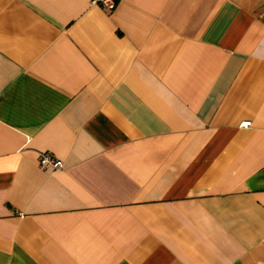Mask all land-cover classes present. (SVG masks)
Returning a JSON list of instances; mask_svg holds the SVG:
<instances>
[{
    "label": "crops",
    "instance_id": "0c3cea01",
    "mask_svg": "<svg viewBox=\"0 0 264 264\" xmlns=\"http://www.w3.org/2000/svg\"><path fill=\"white\" fill-rule=\"evenodd\" d=\"M0 264H264V0H0Z\"/></svg>",
    "mask_w": 264,
    "mask_h": 264
},
{
    "label": "built area",
    "instance_id": "2783aa9c",
    "mask_svg": "<svg viewBox=\"0 0 264 264\" xmlns=\"http://www.w3.org/2000/svg\"><path fill=\"white\" fill-rule=\"evenodd\" d=\"M93 4H100L104 9H113L116 0H91ZM250 124L249 120L243 122V126H248ZM38 162L40 166L51 167L52 169H59L63 166L62 160L54 158L47 152H41L38 157Z\"/></svg>",
    "mask_w": 264,
    "mask_h": 264
},
{
    "label": "bare ground",
    "instance_id": "6f19581e",
    "mask_svg": "<svg viewBox=\"0 0 264 264\" xmlns=\"http://www.w3.org/2000/svg\"><path fill=\"white\" fill-rule=\"evenodd\" d=\"M253 4V3H252ZM250 7V6H249Z\"/></svg>",
    "mask_w": 264,
    "mask_h": 264
}]
</instances>
